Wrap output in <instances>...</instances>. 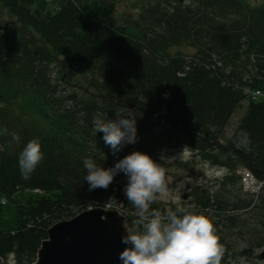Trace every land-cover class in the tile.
<instances>
[{
    "label": "trees",
    "instance_id": "16d2710c",
    "mask_svg": "<svg viewBox=\"0 0 264 264\" xmlns=\"http://www.w3.org/2000/svg\"><path fill=\"white\" fill-rule=\"evenodd\" d=\"M53 1L55 13L41 11L40 0H0L14 16L0 24V195L44 192L19 198V227L0 231V256L34 264L55 223L112 202L136 211L122 193V174L107 190L88 192L83 160L109 167L137 150L157 162L190 151L224 169L214 185L192 191L195 206L186 210L207 212L221 243L244 235L240 254L264 247V188L258 195L242 191L236 173L247 167L264 180V101H248L230 137L220 141L245 99L243 85L264 87V0H146L124 24L87 15L89 0ZM129 25L138 36L127 34ZM127 107L137 113V141L113 157L93 121L115 119ZM242 132L247 150L235 146ZM33 138L44 158L24 180L18 155ZM188 162L174 160L193 176L199 163ZM166 205L157 200L150 207L165 213Z\"/></svg>",
    "mask_w": 264,
    "mask_h": 264
},
{
    "label": "clouds",
    "instance_id": "9594fccd",
    "mask_svg": "<svg viewBox=\"0 0 264 264\" xmlns=\"http://www.w3.org/2000/svg\"><path fill=\"white\" fill-rule=\"evenodd\" d=\"M136 116V110L127 107L115 112V119H94V131L103 134L113 157L124 145L136 143ZM11 135L19 143V135ZM249 144L248 134L242 132L235 146L247 150ZM43 158L39 140L27 141L18 155L21 178L29 180ZM83 165L88 192L107 190L118 175L125 177L122 193L136 209L137 227L121 237L126 245L118 256L121 264H221L224 248L206 215L181 207L162 215L150 207L157 202L158 194L167 191V183L164 168L149 154L133 151L109 167H99L93 159L85 158Z\"/></svg>",
    "mask_w": 264,
    "mask_h": 264
},
{
    "label": "rangeland",
    "instance_id": "374dc122",
    "mask_svg": "<svg viewBox=\"0 0 264 264\" xmlns=\"http://www.w3.org/2000/svg\"><path fill=\"white\" fill-rule=\"evenodd\" d=\"M165 1V0H164ZM169 2L176 3L177 0H168ZM189 0H182L183 3H187ZM249 3H254L256 0H246ZM53 0H47V2L40 0L36 5L41 11H51L56 12V6L52 5ZM52 3V4H50ZM84 3V2H82ZM146 3V0H89L86 5L83 6L84 11L87 15L93 19H99L101 16L108 15L117 23H126L131 21L133 18L138 16V13ZM36 6L34 8H36ZM82 7V5H81ZM0 24L5 25L6 23H11L14 16L9 13L6 8L0 6ZM127 34L133 37L139 35L138 29L129 25L127 28ZM182 50L186 52L193 51L192 48L188 46H182ZM178 48H174L173 51H177ZM247 107V101L244 100L236 108L234 113L229 119L228 124L226 125L222 137L220 138L221 142L227 140L232 134L233 130L237 126L241 116L244 114ZM185 159L189 162H198L196 166H192L193 176L189 175L188 172L182 170V167L178 164L175 165L174 160ZM188 162V163H189ZM165 170V179L167 183V191L163 195L158 194L157 200L162 204H167V211L165 213L161 212L162 215H166L169 210H172L173 207H181L184 209H193L195 204L191 202L190 194L197 186H207L214 185L216 180L222 177L224 174V169L213 166L209 162H203L201 157H197L194 153L190 151L179 152L167 156V159L161 160L158 162ZM198 166V167H197ZM239 169L236 171L238 174ZM239 175V174H238ZM125 182V177L119 179V183L123 186ZM43 193H30L27 190L19 189L17 193L14 194L12 198L5 195H0V200L5 199L6 204L0 203V231H16L19 227L17 205L21 201H26L30 196L41 197ZM15 201H12L14 200ZM3 204V205H1ZM109 204H120L118 202H112ZM116 209V208H115ZM159 211V210H158ZM195 211V210H194ZM160 212V211H159ZM201 213L200 211H196ZM204 213V212H202ZM122 220H120V225L123 227V230L126 234V231H131L137 227L135 216H127L123 212ZM224 223V220L222 221ZM119 225V226H120ZM222 228V227H217ZM236 232V230H234ZM229 232L225 231L223 236L228 237ZM49 236V235H48ZM247 238L244 235H237L235 237H228V243L226 241L220 242L224 248V255L221 260V264H264V261L259 258L260 248H255L252 255L240 254L245 248H247ZM230 246L232 250L228 247ZM228 249L230 252H227ZM238 253V255H237ZM241 255V256H239ZM245 255V256H244ZM0 264H15L14 255H10L8 258H3L0 256Z\"/></svg>",
    "mask_w": 264,
    "mask_h": 264
},
{
    "label": "water",
    "instance_id": "95a60500",
    "mask_svg": "<svg viewBox=\"0 0 264 264\" xmlns=\"http://www.w3.org/2000/svg\"><path fill=\"white\" fill-rule=\"evenodd\" d=\"M122 217L95 207L55 223L48 230L51 241L42 242L34 264H121L118 256L126 246L121 243ZM259 257L264 261V247Z\"/></svg>",
    "mask_w": 264,
    "mask_h": 264
},
{
    "label": "built area",
    "instance_id": "2783aa9c",
    "mask_svg": "<svg viewBox=\"0 0 264 264\" xmlns=\"http://www.w3.org/2000/svg\"><path fill=\"white\" fill-rule=\"evenodd\" d=\"M219 63V62H217ZM242 91L244 94L247 96L248 100L250 101H260L264 100V89L255 87V88H250L247 85H244L242 88ZM241 175V185L244 191L252 193V194H260L262 192V189L264 188V180H257L252 172L246 168L241 169L238 171ZM34 192H42L40 189H34ZM2 203H5V200H1ZM106 208L112 209L116 208L120 210L121 212H124V208L122 204H107ZM133 213V212H131Z\"/></svg>",
    "mask_w": 264,
    "mask_h": 264
},
{
    "label": "bare ground",
    "instance_id": "6f19581e",
    "mask_svg": "<svg viewBox=\"0 0 264 264\" xmlns=\"http://www.w3.org/2000/svg\"><path fill=\"white\" fill-rule=\"evenodd\" d=\"M241 189H242V191H243V188H241ZM50 241H51V240H50V237L48 236V239H46L45 242L48 243V242H50Z\"/></svg>",
    "mask_w": 264,
    "mask_h": 264
}]
</instances>
